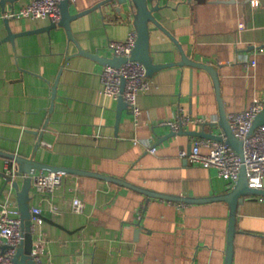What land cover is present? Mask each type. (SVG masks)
<instances>
[{
	"label": "crops",
	"instance_id": "0c3cea01",
	"mask_svg": "<svg viewBox=\"0 0 264 264\" xmlns=\"http://www.w3.org/2000/svg\"><path fill=\"white\" fill-rule=\"evenodd\" d=\"M29 1L0 3V151L112 174L171 195L210 196L231 188L217 168L181 156L180 150L191 148L198 136H168L172 128L163 123L180 111L206 122L220 120L215 82L207 71L180 64L159 69L149 76L151 89L138 96L139 118L131 108L118 118L119 100L102 92L106 65L81 54L79 47L115 54L109 42L136 30L128 7L120 14L105 4L72 19L75 40L62 25L3 40L9 34L7 22L15 33L50 24L6 15ZM100 1L70 2V11ZM156 1L162 5L156 16L187 55L218 66L227 114L264 100V0ZM150 29L154 62L180 60L179 46L158 26ZM251 59L257 64L248 66L245 61ZM186 129L211 130L203 123ZM212 131L221 134L223 129L217 125ZM147 144L155 145L156 152ZM201 150L209 152L204 146ZM9 161L0 154V195L11 188L4 174ZM18 179L22 183L24 176ZM12 191L17 199L15 187ZM31 191V205H41L48 218L36 224L34 253L50 257V264L227 263L231 221L224 200L172 201L94 175L65 173L54 196L60 212L53 214L49 203ZM75 196L85 203L82 213L71 210ZM234 238L233 264H264L260 195L240 205Z\"/></svg>",
	"mask_w": 264,
	"mask_h": 264
},
{
	"label": "built area",
	"instance_id": "2783aa9c",
	"mask_svg": "<svg viewBox=\"0 0 264 264\" xmlns=\"http://www.w3.org/2000/svg\"><path fill=\"white\" fill-rule=\"evenodd\" d=\"M62 1L64 0H30L6 15L11 18H42L58 23L62 19ZM70 2L75 3L77 0H70ZM239 26L241 29L245 28L243 21L239 22ZM136 39L137 32L134 30L122 41L111 40L109 46L113 48L117 56L130 57ZM245 62L248 66L257 64L255 59L246 60ZM105 65L104 70L101 72L104 96H110L115 99L123 96V99L128 102L134 118L137 120L141 113L138 96L141 92H147L152 87L146 65L141 61L130 59L123 62L121 66ZM123 79L125 80V88L122 92ZM263 108L264 100L257 99L246 110L227 114L232 131L243 141L244 158L225 139L219 140L205 137H195L190 150L185 148L180 150L181 156L188 158L195 165L217 168L219 175L229 182L231 188L239 179L242 165L244 164L248 171V185L264 189V125L252 129L255 117ZM176 116L174 120L163 121L175 131L181 127L188 128L191 124L203 123L208 120L202 117L194 118L181 111ZM221 135L225 137L223 131ZM140 142L135 139V143L139 144ZM147 146L151 152H156L155 145L147 144ZM203 146L207 147L209 152L202 151L201 148ZM15 167L16 162L10 160L5 171L7 174L12 175L14 179L17 178ZM27 175L32 177L34 194L40 196L41 202L47 201L49 203L48 208L51 213H59L60 208L55 203L54 196L56 188L63 183L65 172L37 169L33 174H23V176ZM10 183L11 188L4 191L3 195H0V264H18L14 261V258L23 239L22 217L18 201L13 197V183L12 181ZM260 196L264 198V195ZM70 207L73 212L78 213L84 212L86 208L84 201L79 196L73 197ZM30 209L33 213L32 228L34 232L36 224L43 223L45 219L43 215L45 213L41 205H31ZM33 256L39 264H50L51 262L50 257L44 260L41 255H36L34 252Z\"/></svg>",
	"mask_w": 264,
	"mask_h": 264
},
{
	"label": "water",
	"instance_id": "95a60500",
	"mask_svg": "<svg viewBox=\"0 0 264 264\" xmlns=\"http://www.w3.org/2000/svg\"><path fill=\"white\" fill-rule=\"evenodd\" d=\"M17 0H0V3L6 4L11 2L12 4L15 3ZM155 0H103L95 5L86 8L77 13H72L70 11V0H64L61 2V14L62 19L56 23L51 21L49 25L34 28L32 30H24L19 32H12L10 29V25L7 22V29L8 35L3 40H11L14 41L15 37L19 34H28L34 33V31L39 30H51V28H55L58 25L64 26L69 31V37L74 39L73 32L71 31L70 22L72 19L76 18L79 15L86 13V11L92 10L94 8H102L105 4H110L113 7V10L120 13L121 11L127 6L128 9L126 12H129L133 16V24L134 28L137 32V39L134 45V49L130 57L126 56H117L116 54L113 55H102L100 52H92L90 50H84L83 48L79 47V52L84 55H89L90 57L96 59L102 64H111L115 66H121L123 62L130 60H135L138 62H142L147 67V72L149 76L154 75L159 69L173 66L176 64L180 65H189L192 68L197 67L207 71L215 82L216 94L217 98H219V121H205L203 125H209L211 130L207 131L205 129L201 130H189L185 127L179 128L177 131L171 130L168 133V136H174L178 134H189L192 136L198 137H205L210 139H225L226 142L232 146L235 150H237L242 158H244V150H243V141L239 139L235 133L232 131L231 125L229 123L227 110L225 107L224 97H222L221 91V84L222 81L220 80L219 69L218 66L214 63H206L203 61H199L196 59L190 58L187 53L185 52L184 47L178 40L176 36H174L171 31L166 28L163 23L158 19L156 16V11L161 9L162 5H160L159 1H156V4H153ZM191 3L192 0H187ZM203 1V0H199ZM118 3V6L115 4ZM115 6V7H114ZM9 20V18H6ZM151 24L158 26L162 29L173 41L179 46L181 51V59L175 60L174 62H154L152 47H150V35H151ZM125 80L122 81V92L125 88ZM57 91V84H54V95ZM119 100V109H118V118L121 116V111L124 108H130L128 102L123 99V96L118 98ZM217 125L221 126L223 132L225 133V137L219 133H216L213 130L214 127ZM264 125V108L258 113L255 117L252 125V129L256 128L257 126ZM190 150V146L188 148ZM0 154L7 156L12 161L16 162L15 167V174L17 178H13L12 175L7 174L4 172L7 181H12L13 186L17 191V199H18V206L20 209L21 217H22V226H23V239L21 245L18 248L17 254L14 258V261L18 264H39L33 256L34 252V232L32 228V216L33 213L30 209L31 200H32V177L30 175L24 176L22 183L19 181V177L23 176L24 173L26 174H33L37 171V169H44L47 171H61L70 174H79V175H94L105 179L106 181H111L120 185L129 186L139 191L145 192L150 196L157 197V198H165L172 201H186V202H197V201H215V200H224L230 206V226L228 232L229 244L226 251L227 256V263L226 264H233V252H234V242L235 238L234 235L237 230V215L240 208V205L245 201L246 198L256 195H264V189H258L255 187H251L248 185V171L247 167L243 164L242 170L240 173L239 179L233 184L232 188L228 191L220 194H214L210 196H182V195H171L164 192H157L154 190H150L148 188L139 187L129 181L127 179H123L117 177L112 174H106L100 171L94 170H85L77 167H64L60 165H51L45 162H41L38 159H35V156L27 157L24 155L12 153V152H5L0 151ZM188 160V158H186ZM45 219H48L47 216L43 215Z\"/></svg>",
	"mask_w": 264,
	"mask_h": 264
}]
</instances>
